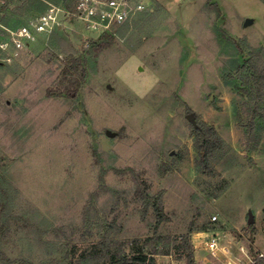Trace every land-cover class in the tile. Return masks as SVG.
<instances>
[{"label": "rangeland", "instance_id": "1", "mask_svg": "<svg viewBox=\"0 0 264 264\" xmlns=\"http://www.w3.org/2000/svg\"><path fill=\"white\" fill-rule=\"evenodd\" d=\"M144 2L112 34L66 21L0 61V264H108L88 259L103 235L128 254L170 238L156 264H187L186 234L197 264L264 257V136L250 146L226 77L264 46V2ZM49 3L63 0H7L0 22L16 28ZM77 57L84 79L62 71ZM67 85L75 96L48 94ZM197 122L225 142L205 166ZM140 187L162 195L161 218ZM212 234L228 251L211 253Z\"/></svg>", "mask_w": 264, "mask_h": 264}, {"label": "trees", "instance_id": "2", "mask_svg": "<svg viewBox=\"0 0 264 264\" xmlns=\"http://www.w3.org/2000/svg\"><path fill=\"white\" fill-rule=\"evenodd\" d=\"M264 2V0H262ZM74 0H63L66 7H71ZM103 34H112L111 32ZM99 49L108 46V43H99ZM87 59L84 57L72 58L63 67V73L69 74L79 72L81 78L86 75L85 66ZM226 77H230L239 85V99L235 104L237 107V116L240 119V125L246 128L248 141L250 146L256 149L264 136V46L252 48L248 57L234 71L228 73ZM80 81H76L77 87ZM72 86L67 85L64 90L59 89L57 93L49 90L50 95H68L75 96L77 88L71 89ZM239 106V108H238ZM195 143L200 150L206 151L207 155L202 157L201 164L204 166L208 163V156L213 154L218 148H224L225 142L219 135L213 125L205 123H196L194 127ZM139 196L144 200V210L149 211L151 206L156 214L161 218L163 214L162 195H151L143 187L138 190ZM100 241L102 245L101 251H93L89 254L88 259L94 261H108V264H156L154 255L159 253H167V249H158L160 243L164 241V247L170 243V238H163L159 235L152 236L147 239L144 247L140 248L135 254H128L124 244L116 241L114 249L112 243L107 240V236ZM182 247L186 250L187 264H197L194 257V246L191 236L186 234L182 237ZM150 246V248H149ZM148 248V249H146ZM152 248V249H151ZM105 264V263H104ZM253 264H264V257H258Z\"/></svg>", "mask_w": 264, "mask_h": 264}, {"label": "built area", "instance_id": "3", "mask_svg": "<svg viewBox=\"0 0 264 264\" xmlns=\"http://www.w3.org/2000/svg\"><path fill=\"white\" fill-rule=\"evenodd\" d=\"M6 1L0 0V14L3 13ZM146 9L144 0H74L69 8L64 4L49 3L47 10L16 28H9L0 22V61L12 62L15 55L25 49L38 34L60 29L66 21L81 20L89 31L103 34L115 32L120 26L131 21L137 13ZM212 219L217 220L218 215H213ZM207 246L214 256H217V250L228 251L221 246L219 237L214 234L209 236ZM241 250L250 258L243 246ZM254 261L251 259L250 264ZM222 264H233V262L226 261Z\"/></svg>", "mask_w": 264, "mask_h": 264}, {"label": "water", "instance_id": "4", "mask_svg": "<svg viewBox=\"0 0 264 264\" xmlns=\"http://www.w3.org/2000/svg\"><path fill=\"white\" fill-rule=\"evenodd\" d=\"M252 22H253L252 19H247L245 24L248 25V24H250V23H252ZM188 116H189V118L192 120V122H194V123L196 122V115H195L194 112L189 113ZM107 134H108V135H111L112 133H111L110 130H108V131H107ZM251 220H252V217H251Z\"/></svg>", "mask_w": 264, "mask_h": 264}]
</instances>
